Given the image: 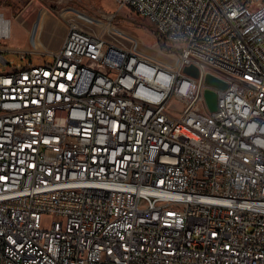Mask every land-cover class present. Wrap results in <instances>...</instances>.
Masks as SVG:
<instances>
[{
    "label": "built area",
    "instance_id": "1",
    "mask_svg": "<svg viewBox=\"0 0 264 264\" xmlns=\"http://www.w3.org/2000/svg\"><path fill=\"white\" fill-rule=\"evenodd\" d=\"M115 1L174 64L74 24L11 49L0 11V264H264V0Z\"/></svg>",
    "mask_w": 264,
    "mask_h": 264
},
{
    "label": "rangeland",
    "instance_id": "2",
    "mask_svg": "<svg viewBox=\"0 0 264 264\" xmlns=\"http://www.w3.org/2000/svg\"><path fill=\"white\" fill-rule=\"evenodd\" d=\"M0 11L12 21L10 38L4 39L3 45L13 49L56 51L61 46L68 27L74 24L123 48L138 45L141 51L155 59H167L155 53L152 48L157 40L148 20L128 8L120 7L115 0H0ZM77 11L92 15L91 19L87 20ZM30 31L34 34L31 43ZM160 49L165 53H174L162 46ZM3 56L8 62L14 60V64L22 62L15 53L4 52ZM35 58L44 60V57L38 55ZM8 68L9 65L0 60V70L6 71ZM184 72L198 75V70L192 63L185 66ZM208 74H213L224 82L222 72L209 70ZM170 109L178 113L181 104L174 99ZM53 218L48 217L49 220Z\"/></svg>",
    "mask_w": 264,
    "mask_h": 264
},
{
    "label": "water",
    "instance_id": "3",
    "mask_svg": "<svg viewBox=\"0 0 264 264\" xmlns=\"http://www.w3.org/2000/svg\"><path fill=\"white\" fill-rule=\"evenodd\" d=\"M34 37V34H32V37ZM206 80L208 82V84L214 88H219L222 89L226 86V84L217 76L213 75V74H208L206 76ZM217 92L211 88H207L205 91V98H206V102L207 105L209 107L210 111H215L217 108Z\"/></svg>",
    "mask_w": 264,
    "mask_h": 264
},
{
    "label": "bare ground",
    "instance_id": "4",
    "mask_svg": "<svg viewBox=\"0 0 264 264\" xmlns=\"http://www.w3.org/2000/svg\"><path fill=\"white\" fill-rule=\"evenodd\" d=\"M8 36V35H7ZM152 48H153V50H154V52L155 53H157L158 55H161V56H165L167 59H165V60H161V59H159V61H161V62H167V63H169L170 65L171 64H174V60L172 59V57H174V55L173 54H169V53H165V52H163L161 49H160V46L157 44V43H155L153 46H152ZM11 49H13V48H11ZM15 50H19V51H28V52H37V51H33V50H29V49H15ZM48 52H54V51H48ZM39 53H46V52H39ZM171 57V58H170ZM161 58V57H160ZM158 60V59H157ZM206 76H207V72L205 73V81L207 82V80H206ZM208 83V82H207Z\"/></svg>",
    "mask_w": 264,
    "mask_h": 264
}]
</instances>
